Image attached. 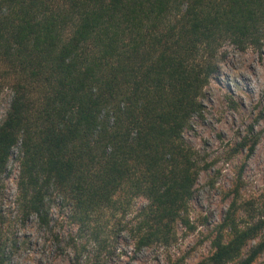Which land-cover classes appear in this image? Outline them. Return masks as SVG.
I'll list each match as a JSON object with an SVG mask.
<instances>
[{
    "label": "trees",
    "instance_id": "obj_1",
    "mask_svg": "<svg viewBox=\"0 0 264 264\" xmlns=\"http://www.w3.org/2000/svg\"><path fill=\"white\" fill-rule=\"evenodd\" d=\"M262 41L264 0H0V86L12 91L0 172L19 145L28 214L43 220L51 191L87 233L103 210L121 216L142 197L138 242L168 244L188 225L201 169L183 133L217 55ZM235 228L227 213L206 264L238 258L252 236Z\"/></svg>",
    "mask_w": 264,
    "mask_h": 264
},
{
    "label": "rangeland",
    "instance_id": "obj_2",
    "mask_svg": "<svg viewBox=\"0 0 264 264\" xmlns=\"http://www.w3.org/2000/svg\"><path fill=\"white\" fill-rule=\"evenodd\" d=\"M216 61L218 70L199 98L202 113L183 133L201 169L184 216L188 225L176 222L168 244L138 242L142 197L130 200L121 216L103 210L89 233L51 191L45 218L28 214L17 189V145L0 172V264H206L227 213L235 229H251L252 236L230 264L259 244L251 264H264V41L245 50L226 44ZM11 100L10 87L0 86V125ZM222 234L225 242L233 236L228 227Z\"/></svg>",
    "mask_w": 264,
    "mask_h": 264
}]
</instances>
